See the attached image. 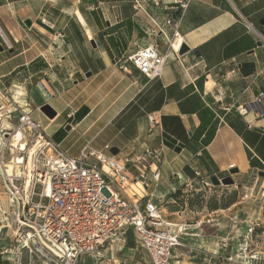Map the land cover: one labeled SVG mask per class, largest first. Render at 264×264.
I'll return each mask as SVG.
<instances>
[{
    "label": "crops",
    "instance_id": "obj_1",
    "mask_svg": "<svg viewBox=\"0 0 264 264\" xmlns=\"http://www.w3.org/2000/svg\"><path fill=\"white\" fill-rule=\"evenodd\" d=\"M139 1L137 10L134 0H0V88L33 106L32 117L73 157L88 145L119 162L159 151L158 197L173 188V176L175 183L198 180L195 171L201 179L236 169L235 177L264 173V104H257L264 96V0H192L181 18L178 0ZM170 17L189 48L182 56L170 49ZM151 42L166 57L155 80L127 62ZM43 105L56 112L53 120ZM238 106L251 109L246 118ZM152 114L160 119L153 132Z\"/></svg>",
    "mask_w": 264,
    "mask_h": 264
},
{
    "label": "built area",
    "instance_id": "obj_2",
    "mask_svg": "<svg viewBox=\"0 0 264 264\" xmlns=\"http://www.w3.org/2000/svg\"><path fill=\"white\" fill-rule=\"evenodd\" d=\"M191 1H177L180 18ZM134 7L141 9V2L134 0ZM40 23L49 30L55 28L46 19ZM177 23L170 17L165 25L175 28L170 49L178 56L183 41L176 31ZM158 28L165 34L163 26ZM59 39H64L62 33L53 42L57 44ZM261 43L264 48V39ZM127 62L147 79L155 80L162 75L166 57L151 42ZM3 100L14 107V112L6 115L7 120L15 121L12 128L0 130V177L14 208L17 248H39L59 264H84L132 231L150 257L149 264H173L174 252L183 244L154 203V195L148 194L151 187L161 184L159 166L163 161L159 151L147 149L136 159L119 162L88 145L73 157L32 117V111H27L30 106L22 107L0 88V112L7 110ZM257 102L264 104V96ZM234 109L243 118L251 111L248 106ZM259 118L264 122V115ZM148 122L151 132L160 127V119L154 114ZM261 130L264 132V126ZM105 151L110 152L111 147L105 146ZM195 176L201 180L199 171ZM170 182H178V177H171ZM133 185L146 191L144 199L129 194Z\"/></svg>",
    "mask_w": 264,
    "mask_h": 264
},
{
    "label": "rangeland",
    "instance_id": "obj_3",
    "mask_svg": "<svg viewBox=\"0 0 264 264\" xmlns=\"http://www.w3.org/2000/svg\"><path fill=\"white\" fill-rule=\"evenodd\" d=\"M3 103L7 110L0 112V130L1 127L9 130L15 121L7 120L6 115L14 112V107L7 100H3ZM21 105L26 106L24 103ZM64 132L67 133V130L64 129ZM103 144V140L98 139L96 147L100 148ZM102 152L105 153L104 150ZM232 178L235 184L231 186H215L209 178L172 182L173 188L169 187V192L160 197L155 193L161 185L151 188L154 190L149 194L154 195L156 205L164 212L165 221L179 225L174 230L172 227V230L179 235L183 246L174 252L173 264H264V177L250 172ZM128 192L139 199L147 195L143 188L134 185ZM13 221H16L14 208L0 177L1 263L59 264L49 255H42L39 248H17L14 243L16 222ZM9 226L12 229H3ZM149 262L150 257L134 234L128 233L124 239L106 247L99 257L86 259L84 264Z\"/></svg>",
    "mask_w": 264,
    "mask_h": 264
},
{
    "label": "water",
    "instance_id": "obj_4",
    "mask_svg": "<svg viewBox=\"0 0 264 264\" xmlns=\"http://www.w3.org/2000/svg\"><path fill=\"white\" fill-rule=\"evenodd\" d=\"M25 26L27 28H31L32 27V21L31 20H26L24 22ZM93 45V47L95 48V43L92 41L91 43ZM259 47H262V43L260 42L258 44ZM189 51V48L184 45L182 46L180 52H179V55H184L186 54L187 52ZM91 75H88V77H90ZM40 112L45 116L47 117L48 119L50 120H53L55 117H56V112L53 110V108L50 106V105H43L42 107H40ZM177 153H180L181 152V149L178 148L175 150ZM112 153L113 154H117V151H114L112 150ZM239 173V170L236 169V170H231L229 172V176L227 177H224L222 179L218 178L217 176L213 175H208V178L211 180V182L213 183V185L215 186H231V185H234L235 184V181L233 180L232 176L236 175ZM260 176L264 177V173H260L259 174Z\"/></svg>",
    "mask_w": 264,
    "mask_h": 264
},
{
    "label": "bare ground",
    "instance_id": "obj_5",
    "mask_svg": "<svg viewBox=\"0 0 264 264\" xmlns=\"http://www.w3.org/2000/svg\"><path fill=\"white\" fill-rule=\"evenodd\" d=\"M80 16V15H79ZM90 37V36H89ZM27 111H31V109L30 108H27ZM8 123V122H7ZM20 136H18V138H19ZM11 170H9V172H10ZM12 203V202H11ZM3 204H4V206H5V209H6V211H7V209H8V207H7V204L5 203V201L3 202ZM12 207V206H11ZM2 209V208H1ZM4 209V208H3ZM14 218V217H13ZM13 222H15V221H13ZM170 226L171 227H173V230L174 229H176V228H178L179 227V225H177V224H170ZM12 227V226H11ZM10 226L9 227H3V229H10L11 228ZM12 229V228H11ZM0 232L2 233V229L0 230ZM182 235V234H181ZM4 239V238H3ZM40 252H41V250H40ZM42 253V255H46L44 252H41ZM47 256V255H46Z\"/></svg>",
    "mask_w": 264,
    "mask_h": 264
},
{
    "label": "trees",
    "instance_id": "obj_6",
    "mask_svg": "<svg viewBox=\"0 0 264 264\" xmlns=\"http://www.w3.org/2000/svg\"><path fill=\"white\" fill-rule=\"evenodd\" d=\"M129 233H132V231H130ZM0 261H1V257H0ZM1 264V263H0Z\"/></svg>",
    "mask_w": 264,
    "mask_h": 264
}]
</instances>
